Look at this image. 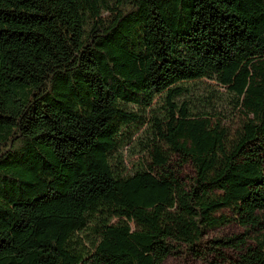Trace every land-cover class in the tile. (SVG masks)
Instances as JSON below:
<instances>
[{
	"label": "trees",
	"instance_id": "obj_1",
	"mask_svg": "<svg viewBox=\"0 0 264 264\" xmlns=\"http://www.w3.org/2000/svg\"><path fill=\"white\" fill-rule=\"evenodd\" d=\"M182 248L264 264V0H0V264Z\"/></svg>",
	"mask_w": 264,
	"mask_h": 264
},
{
	"label": "rangeland",
	"instance_id": "obj_2",
	"mask_svg": "<svg viewBox=\"0 0 264 264\" xmlns=\"http://www.w3.org/2000/svg\"><path fill=\"white\" fill-rule=\"evenodd\" d=\"M172 169H174V173L179 176L180 178L184 180H189L193 178L194 176V170L193 167L190 164L183 165V166H175ZM240 230L236 228H226L219 231H216L214 233H211L207 239H218V238H226L229 236H232L234 234H239ZM185 248L181 249L182 254H177L173 256L167 257L161 264H209V260L212 261L213 257L210 256L206 260H197L192 259L188 255L184 253ZM227 255L231 256L229 252H227Z\"/></svg>",
	"mask_w": 264,
	"mask_h": 264
}]
</instances>
